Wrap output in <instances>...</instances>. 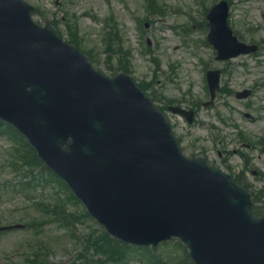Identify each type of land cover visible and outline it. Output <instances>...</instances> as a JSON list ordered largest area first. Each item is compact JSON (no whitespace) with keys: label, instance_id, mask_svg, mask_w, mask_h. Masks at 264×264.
<instances>
[{"label":"water","instance_id":"1","mask_svg":"<svg viewBox=\"0 0 264 264\" xmlns=\"http://www.w3.org/2000/svg\"><path fill=\"white\" fill-rule=\"evenodd\" d=\"M22 0H0V118L15 125L106 229L156 245L178 236L196 264H264V220L247 196L183 159L169 125L120 75L109 79ZM216 49L225 9L209 15Z\"/></svg>","mask_w":264,"mask_h":264},{"label":"rangeland","instance_id":"2","mask_svg":"<svg viewBox=\"0 0 264 264\" xmlns=\"http://www.w3.org/2000/svg\"><path fill=\"white\" fill-rule=\"evenodd\" d=\"M26 1L36 8L33 19L39 24L56 19L57 29L67 41L70 37L66 36L68 32L64 18H68V22L70 19L77 26L75 33L80 46L91 52L95 67L104 74L117 72L110 68L111 65L122 70L118 57L122 56L121 52H126L123 64H127L128 72L139 84L147 86L146 93L155 105L166 108L177 102H185L182 103L184 106L195 107V122L191 125L165 111L175 135L181 137L185 155H202L214 167L235 175L245 170L242 175L248 192L255 206L261 213L264 212V152L260 151L264 146V0H229L231 29L241 41L257 44L260 48L250 58L239 57L226 67L217 64L211 50L200 43L205 33L197 25L203 18L205 8L217 0H156L158 11H146L143 8L145 0H57L58 5L56 0ZM110 13L118 22L117 30L123 42V45H118L114 40L115 54L106 49L102 23V19ZM146 14L149 16L146 17ZM94 16L100 21H95ZM144 23L147 27L140 29V24ZM204 65L224 69L221 86L233 92L253 84V97L248 101L238 100L232 91L231 94L221 91L212 108L198 106L195 101L201 104L206 100L202 74ZM247 114L257 119L250 121L245 118ZM218 116L225 122L219 121ZM242 131L249 141L254 142L253 145L247 147L239 142L238 134ZM215 134L221 138L217 142L212 140ZM10 149L8 138L1 135L0 226L16 223L26 227L15 232L0 233V264H24L23 256L28 254L26 244L30 254L38 249L43 254L40 264H79L82 259L77 256L80 254L84 255V260H88L86 262L98 264L90 258L97 255L101 258L100 253L93 250L96 253L93 255L91 250L82 251L81 245L89 234L93 241L99 242V237L104 236L103 229L83 215L84 210L79 204L67 195L63 196L55 182L31 193L19 192V180L5 163ZM228 151L232 154H228ZM237 151L248 156V169L244 167L248 163H244ZM25 152L26 161L31 158L33 163V155L27 150ZM57 191L61 197L60 207L74 219L80 218V223H76L77 237L74 239L58 223L47 220L55 217L53 212L41 211L35 206V203L50 200ZM124 252L125 249H122ZM129 255L120 263L109 264H153L149 258H144L146 256L142 254V249H130ZM185 255L181 246L166 243L150 249L147 256H152L159 264H186Z\"/></svg>","mask_w":264,"mask_h":264}]
</instances>
